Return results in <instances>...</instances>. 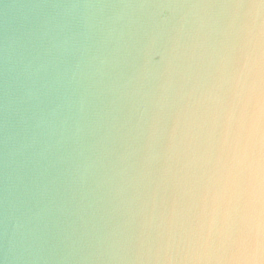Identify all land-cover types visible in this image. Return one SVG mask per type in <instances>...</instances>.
<instances>
[{
  "label": "water",
  "instance_id": "95a60500",
  "mask_svg": "<svg viewBox=\"0 0 264 264\" xmlns=\"http://www.w3.org/2000/svg\"><path fill=\"white\" fill-rule=\"evenodd\" d=\"M234 2L0 0V264H125L153 198L190 204Z\"/></svg>",
  "mask_w": 264,
  "mask_h": 264
},
{
  "label": "clouds",
  "instance_id": "9594fccd",
  "mask_svg": "<svg viewBox=\"0 0 264 264\" xmlns=\"http://www.w3.org/2000/svg\"><path fill=\"white\" fill-rule=\"evenodd\" d=\"M223 7L235 66L215 101L191 202L157 208L153 198L125 264H264V0ZM131 75L168 83L165 72ZM170 159L162 149L157 162Z\"/></svg>",
  "mask_w": 264,
  "mask_h": 264
}]
</instances>
